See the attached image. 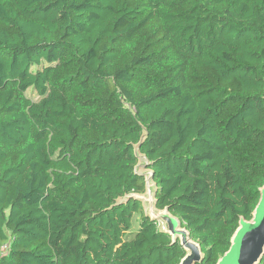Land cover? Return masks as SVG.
I'll return each instance as SVG.
<instances>
[{
  "label": "trees",
  "instance_id": "obj_1",
  "mask_svg": "<svg viewBox=\"0 0 264 264\" xmlns=\"http://www.w3.org/2000/svg\"><path fill=\"white\" fill-rule=\"evenodd\" d=\"M263 185L264 0H0V264H218Z\"/></svg>",
  "mask_w": 264,
  "mask_h": 264
},
{
  "label": "rangeland",
  "instance_id": "obj_2",
  "mask_svg": "<svg viewBox=\"0 0 264 264\" xmlns=\"http://www.w3.org/2000/svg\"><path fill=\"white\" fill-rule=\"evenodd\" d=\"M148 176L149 174H147ZM151 192L152 190L150 191L149 188L142 195L147 210L151 206ZM235 235L236 237L234 241L232 240L233 242L228 254H225L221 258L219 264H255L264 249V185L261 187L260 199L254 214L250 219L241 224V230ZM185 262L192 263V260L191 258L187 259L185 255L180 264H185Z\"/></svg>",
  "mask_w": 264,
  "mask_h": 264
},
{
  "label": "water",
  "instance_id": "obj_3",
  "mask_svg": "<svg viewBox=\"0 0 264 264\" xmlns=\"http://www.w3.org/2000/svg\"><path fill=\"white\" fill-rule=\"evenodd\" d=\"M149 180H150V175L146 178V185H147V190H149L150 188L151 191L152 189ZM151 203L152 202H150V204ZM155 217L161 219V221L163 222V230L168 231L171 235H173V237L181 235V243L187 251L186 258L187 259L191 258L192 260V263L185 262V264H194L195 261H198L200 259L201 254L199 253L197 245L195 246V243H193L191 240H189V238H187L184 230L179 229L178 222L173 217H171L166 213L155 215Z\"/></svg>",
  "mask_w": 264,
  "mask_h": 264
},
{
  "label": "crops",
  "instance_id": "obj_4",
  "mask_svg": "<svg viewBox=\"0 0 264 264\" xmlns=\"http://www.w3.org/2000/svg\"><path fill=\"white\" fill-rule=\"evenodd\" d=\"M240 230H241V226L239 227V229L237 230L236 233H238ZM236 233H235V234H236ZM235 237H236V235L233 237V239H232L233 241H234V238H235ZM233 241H232V242H233ZM232 242H231V245H232ZM229 250H230V249H229ZM228 252H229V251H228ZM228 252H227L226 254H228ZM220 261H221V258H220L218 264L220 263Z\"/></svg>",
  "mask_w": 264,
  "mask_h": 264
}]
</instances>
